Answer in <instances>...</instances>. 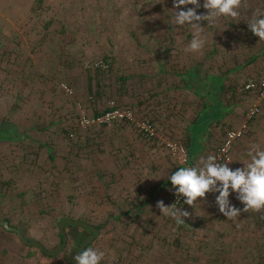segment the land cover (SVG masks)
Returning a JSON list of instances; mask_svg holds the SVG:
<instances>
[{"label": "rangeland", "instance_id": "1", "mask_svg": "<svg viewBox=\"0 0 264 264\" xmlns=\"http://www.w3.org/2000/svg\"><path fill=\"white\" fill-rule=\"evenodd\" d=\"M203 2L197 14L207 13ZM245 3L239 21H200L206 43L202 52H190L185 49L195 29L174 25L173 0H43L39 9L34 0H0V128L8 132L0 137V219L48 251L60 244L63 218L98 226L89 248L105 252L101 264H216V258L250 264L249 256L263 258L264 212L241 211L229 220L215 202L219 193L210 192L194 207L184 200L175 205L189 213L180 227L157 207L161 200L174 205L168 178L181 167L177 148L196 166L185 136L203 109L196 93L201 79L220 82L206 97L229 101L246 78L264 74V41L248 28L264 0ZM254 102L238 127L221 129L220 143L203 157H218L225 132L241 126L228 167L242 168L249 151L264 150V109L246 115ZM159 104L168 105L161 123L150 113ZM113 107L130 115L81 123ZM205 123L189 128L192 150ZM229 201L244 207L231 189ZM64 230L66 244L54 256L17 235L27 264H76L77 248L90 233L73 224Z\"/></svg>", "mask_w": 264, "mask_h": 264}, {"label": "clouds", "instance_id": "2", "mask_svg": "<svg viewBox=\"0 0 264 264\" xmlns=\"http://www.w3.org/2000/svg\"><path fill=\"white\" fill-rule=\"evenodd\" d=\"M193 5L186 10L181 6ZM203 8L206 14H197L196 9L201 7L199 0H173L174 25H191L195 29L193 39L185 51L202 52L206 38L201 35L200 21L213 23L220 17L238 20L241 7H247L245 0H204ZM180 9V10H177ZM248 28L253 35L264 41V9L255 10L254 17ZM230 145H226L224 151ZM249 159L242 162L243 167L235 170L228 167L227 163H220L215 155L207 158L201 157L196 166L180 167L170 176L172 187L177 197L183 196L184 202L194 207L198 202L206 200L207 193L219 194L215 197L219 212L227 219L235 221L241 211L264 212V150L254 149L248 153ZM219 182V184H218ZM230 189L236 193V198L244 205L240 209L229 201ZM160 212L176 220L178 224L185 223L184 217L189 216L187 211L176 208L175 205L166 206L163 201L157 202ZM105 252L94 248H86L74 256L76 264H101Z\"/></svg>", "mask_w": 264, "mask_h": 264}, {"label": "crops", "instance_id": "3", "mask_svg": "<svg viewBox=\"0 0 264 264\" xmlns=\"http://www.w3.org/2000/svg\"><path fill=\"white\" fill-rule=\"evenodd\" d=\"M219 83H220L219 80L217 82L212 81L211 83H208V78L206 80L201 79L202 93L200 94L201 96L200 100H202L203 109L201 110L199 116L193 119L192 122L189 124L187 128L188 132L186 133L185 136L186 148L189 157L191 161L195 163V165L198 164L199 159L203 157L204 154L207 155V153L209 154L210 152H212L211 147H213L214 145L217 146L220 143L222 139L221 129L223 131L225 127L236 128L241 124L244 118L243 113L248 104L250 105L254 101L259 102V105L262 106V108L264 109V103H263L264 101H259L254 93L242 94L238 92L240 95H236L232 97V99L229 101H226L224 99V96L214 97V99L213 98L210 99L206 97L207 95L205 94H207L208 92L211 93L212 91L217 90L218 88H219L218 90H220V87H218ZM165 107H168V105L159 104L158 106L156 105L153 108V110H151L150 112L151 115L157 116L158 123H161L159 117L160 119L165 118L163 117L164 116L163 111ZM200 119L206 120V123L204 124V127H202L200 132L197 134L195 138V142L197 145L195 149L192 150L190 145L189 128L193 123L197 122ZM179 133L180 131L177 128V131L174 133V138L176 139L181 138V134ZM154 150L155 149H151V151ZM161 153L163 154V152ZM157 162L160 165H163V167L165 168L168 167V161L166 160L165 163V161L161 159L159 155L157 157ZM17 235L18 234L13 231H9L6 229L0 230V261H1L0 264L2 263L11 264L12 261L15 260V258L19 260L18 262L19 264H27L26 246L18 243L17 238L19 237ZM32 263L33 262L30 260L29 264Z\"/></svg>", "mask_w": 264, "mask_h": 264}, {"label": "built area", "instance_id": "4", "mask_svg": "<svg viewBox=\"0 0 264 264\" xmlns=\"http://www.w3.org/2000/svg\"><path fill=\"white\" fill-rule=\"evenodd\" d=\"M101 67H105V64L99 63L98 64ZM66 91H71L70 88L64 87ZM237 92L245 94V93H254L256 95V98L259 101H264V74L261 76H250L246 78L243 83L237 87ZM260 110L259 102H255L250 106V108L247 110L246 115L248 118H252L253 116L257 115ZM130 115V110L128 109H122V108H110L109 110H106L100 115L94 116L92 118L84 119L81 121L82 124H95V123H102V122H109L112 119L115 118H127ZM143 129L148 134H152V130L149 127L143 126ZM243 126H241L238 129H228L225 132L224 139L222 143L217 148V155H218V161L220 163H225L226 160L229 157V151L232 147V142L242 135ZM226 145H230L227 148V151H224ZM177 151H179V154H181V167H190L191 164L189 162V159L184 152L182 148H177ZM184 200L183 196L177 197L174 193L173 196V204L178 205Z\"/></svg>", "mask_w": 264, "mask_h": 264}, {"label": "water", "instance_id": "5", "mask_svg": "<svg viewBox=\"0 0 264 264\" xmlns=\"http://www.w3.org/2000/svg\"><path fill=\"white\" fill-rule=\"evenodd\" d=\"M66 224H73L76 226H80V227L88 229L92 232V234L89 237H87L86 239H84L80 243V245L78 246L77 251H76L77 254L80 251H82L90 242H92L98 236V229L95 226L90 225L84 221L75 220L72 218H63L59 223V234L61 236V242L55 250L48 251L40 243L35 242V241L25 240V242L38 246V248L46 255L54 256V255L58 254L64 248V246L66 244L67 237H66L65 230H64ZM0 225L2 227H4L6 230L16 232L21 237L20 231L16 227L10 225L6 220L0 219Z\"/></svg>", "mask_w": 264, "mask_h": 264}, {"label": "trees", "instance_id": "6", "mask_svg": "<svg viewBox=\"0 0 264 264\" xmlns=\"http://www.w3.org/2000/svg\"><path fill=\"white\" fill-rule=\"evenodd\" d=\"M42 3H43V0H34V8H36V9H39V8H41V6H42ZM65 32L64 33H66L68 30H64ZM106 63H107V66H110V62H109V59H107L106 61H105ZM97 68V67H96ZM99 70V69H98ZM117 81H119L120 83H124L125 82V80L123 79V77L120 75V76H118L117 77ZM198 84H201V81L198 83ZM197 85V84H196ZM201 87L202 86H196V90H197V94L198 95H200L202 92L201 91H199V89H201ZM102 111H99V112H96V113H94V114H99V113H101ZM3 127H1L0 128V137H3L6 133L8 134V132H4V129H2ZM12 131V130H11ZM10 131V132H11ZM13 137L12 136H10V139H12ZM35 154H36V152H35ZM35 157H36V155H35ZM35 161V160H34ZM33 161V162H34ZM19 162H21V161H19ZM20 164H22V163H20ZM24 166H26V164H24ZM27 166H29V164H27ZM0 195H4L3 193H0ZM3 220H6L8 223H9V220L8 219H3ZM185 223H186V221H185ZM185 223H183V224H179L178 226H180V227H185L184 225H185ZM262 223H264V220L262 221ZM11 225V224H10ZM97 229H99V227L98 226H95ZM19 229V228H18ZM86 230H88V229H86ZM19 231H20V234H21V239L25 242V239L23 238V236H22V233H21V230L19 229ZM89 231V233H90V235L92 234V232L90 231V230H88ZM59 239H60V242H61V236H60V234H59ZM94 241V240H93ZM92 241V242H93ZM92 242L91 243H89L84 249H86V248H89L90 246H91V244H92ZM215 259V258H214ZM249 261H251L250 262V264H264V257L263 258H258L257 256H254V257H251V256H249ZM215 262H216V264H223L222 262H219V260H218V258H216V260H215Z\"/></svg>", "mask_w": 264, "mask_h": 264}]
</instances>
